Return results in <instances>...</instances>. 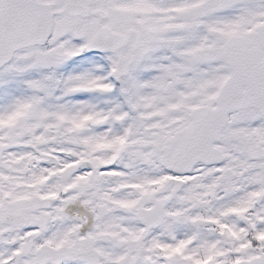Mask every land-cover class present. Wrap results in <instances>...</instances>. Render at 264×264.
<instances>
[{
  "label": "snow or ice",
  "instance_id": "obj_1",
  "mask_svg": "<svg viewBox=\"0 0 264 264\" xmlns=\"http://www.w3.org/2000/svg\"><path fill=\"white\" fill-rule=\"evenodd\" d=\"M0 264H264V0H0Z\"/></svg>",
  "mask_w": 264,
  "mask_h": 264
}]
</instances>
